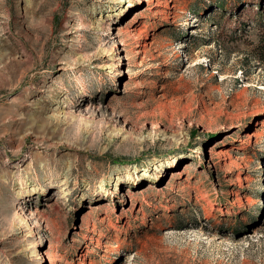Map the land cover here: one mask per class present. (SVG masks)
I'll list each match as a JSON object with an SVG mask.
<instances>
[{"label":"rangeland","instance_id":"374dc122","mask_svg":"<svg viewBox=\"0 0 264 264\" xmlns=\"http://www.w3.org/2000/svg\"><path fill=\"white\" fill-rule=\"evenodd\" d=\"M263 41L264 0H0V264H264Z\"/></svg>","mask_w":264,"mask_h":264},{"label":"bare ground","instance_id":"6f19581e","mask_svg":"<svg viewBox=\"0 0 264 264\" xmlns=\"http://www.w3.org/2000/svg\"><path fill=\"white\" fill-rule=\"evenodd\" d=\"M61 114L64 115V112L60 113V115H61ZM144 173H145V172H144ZM122 182H123V181L119 182V180H118V182L116 181V183H114V186H115L114 190H112V191H108V193L106 192V193L104 194V197H109L110 195H113L115 192L119 191V190L121 189ZM106 191H107V190H106Z\"/></svg>","mask_w":264,"mask_h":264},{"label":"trees","instance_id":"16d2710c","mask_svg":"<svg viewBox=\"0 0 264 264\" xmlns=\"http://www.w3.org/2000/svg\"><path fill=\"white\" fill-rule=\"evenodd\" d=\"M262 46V52H261V54L263 55V57H264V41H263V44L261 45Z\"/></svg>","mask_w":264,"mask_h":264}]
</instances>
